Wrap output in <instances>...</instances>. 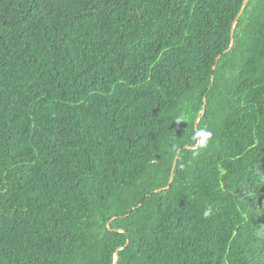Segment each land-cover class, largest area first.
I'll list each match as a JSON object with an SVG mask.
<instances>
[{
  "label": "trees",
  "instance_id": "trees-1",
  "mask_svg": "<svg viewBox=\"0 0 264 264\" xmlns=\"http://www.w3.org/2000/svg\"><path fill=\"white\" fill-rule=\"evenodd\" d=\"M0 264H264V0H0Z\"/></svg>",
  "mask_w": 264,
  "mask_h": 264
},
{
  "label": "clouds",
  "instance_id": "clouds-1",
  "mask_svg": "<svg viewBox=\"0 0 264 264\" xmlns=\"http://www.w3.org/2000/svg\"><path fill=\"white\" fill-rule=\"evenodd\" d=\"M183 120H184L183 116L177 117V122H180ZM212 136H213V132L209 130L207 127H204V128H200L194 131L191 139L194 142H198L200 147L203 148L207 146V143L208 141L211 140ZM212 214H213V208L211 206H207L203 211L204 218H208Z\"/></svg>",
  "mask_w": 264,
  "mask_h": 264
},
{
  "label": "water",
  "instance_id": "water-1",
  "mask_svg": "<svg viewBox=\"0 0 264 264\" xmlns=\"http://www.w3.org/2000/svg\"><path fill=\"white\" fill-rule=\"evenodd\" d=\"M247 2H248V1H245V3L243 4V7H242L240 13L238 14V16L236 17V19H235V21H234V23H233V28H234V26H235L237 20L239 19V17L242 15V13H243V11H244L246 5H247ZM231 46H232V45H231ZM231 46H230V48H231ZM230 48H229V49H230ZM228 51H229V50L225 51L224 53H226V52H228ZM219 58H220V57H219ZM219 58H218V59H219ZM179 152H180V150H179ZM179 152H178V153H179ZM176 160H177V157L175 158V162H174V165H173V166H175ZM172 177H173V174L171 175V179H170L169 183L172 182ZM167 187H168V186H167ZM167 187H166V188H167ZM115 261H116V259H115Z\"/></svg>",
  "mask_w": 264,
  "mask_h": 264
}]
</instances>
